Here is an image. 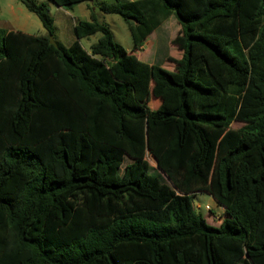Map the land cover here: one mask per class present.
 Returning a JSON list of instances; mask_svg holds the SVG:
<instances>
[{"label":"trees","instance_id":"trees-1","mask_svg":"<svg viewBox=\"0 0 264 264\" xmlns=\"http://www.w3.org/2000/svg\"><path fill=\"white\" fill-rule=\"evenodd\" d=\"M20 2L47 34L0 27V264H264V0L101 3L140 51L175 16L173 69L94 12L65 46L48 3Z\"/></svg>","mask_w":264,"mask_h":264},{"label":"rangeland","instance_id":"rangeland-1","mask_svg":"<svg viewBox=\"0 0 264 264\" xmlns=\"http://www.w3.org/2000/svg\"><path fill=\"white\" fill-rule=\"evenodd\" d=\"M38 1L49 4L51 14L55 20L56 35L58 40L65 46H70L76 39L73 29L75 27L73 26L74 21L91 20L89 12H94L100 22H105L110 25L115 41L122 44L130 55L137 54L143 61L168 69L174 68V65L168 63V59H171L173 56L176 58H180L181 56L178 48L172 45V40L180 31V24L175 16H171L157 28L146 41L142 51H140L134 48L128 23L118 14H105L100 10L102 2H115L116 0H94L92 2L77 4L70 10L58 7L49 0ZM87 5L89 6L88 9L86 8ZM17 25L25 27L31 34H47L39 17L29 11L20 0H0V27L10 29L11 26L19 27ZM100 35V33H97L89 38H84L82 40L83 45L89 48L90 45L99 39ZM147 97L151 99V107L157 108L159 106L160 102L153 98L152 94ZM245 122V120H237L234 122L233 127H240ZM147 159L152 168L155 169L154 171H158L159 169L155 158L151 154H148ZM126 162L128 163L130 161L127 159ZM193 203L197 211L201 212L210 224L214 226L221 224L222 219L225 217V209L215 201L211 194L208 192H197L193 197ZM206 206L209 207L207 208Z\"/></svg>","mask_w":264,"mask_h":264},{"label":"crops","instance_id":"crops-1","mask_svg":"<svg viewBox=\"0 0 264 264\" xmlns=\"http://www.w3.org/2000/svg\"><path fill=\"white\" fill-rule=\"evenodd\" d=\"M86 8L88 9L89 6L87 5ZM59 9H60V8H59ZM89 15H91V12H89ZM84 20H85V19H84ZM77 21H80V20H77ZM77 21H76V22L74 21L73 26H75V25L77 24ZM17 26H19V27L11 26L10 29H7V30H19V31H23V32L29 33V32L25 29V27H23V26H21V25H17ZM1 28H3V27H1ZM5 29H6V28H5ZM73 29H74V27H73ZM75 40H76V39H75ZM75 40H74V41H75ZM74 41H73V42H74Z\"/></svg>","mask_w":264,"mask_h":264},{"label":"water","instance_id":"water-1","mask_svg":"<svg viewBox=\"0 0 264 264\" xmlns=\"http://www.w3.org/2000/svg\"><path fill=\"white\" fill-rule=\"evenodd\" d=\"M50 42H51L52 44H54V45H57V43H56V41L54 40L53 36L50 37ZM155 160H156V159H155ZM156 162H157V161H156ZM157 167H158V169H159L158 164H157Z\"/></svg>","mask_w":264,"mask_h":264},{"label":"built area","instance_id":"built-area-1","mask_svg":"<svg viewBox=\"0 0 264 264\" xmlns=\"http://www.w3.org/2000/svg\"><path fill=\"white\" fill-rule=\"evenodd\" d=\"M207 208L209 207V206H206Z\"/></svg>","mask_w":264,"mask_h":264}]
</instances>
